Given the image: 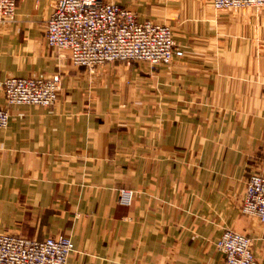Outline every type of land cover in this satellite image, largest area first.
<instances>
[{"label":"crops","instance_id":"0c3cea01","mask_svg":"<svg viewBox=\"0 0 264 264\" xmlns=\"http://www.w3.org/2000/svg\"><path fill=\"white\" fill-rule=\"evenodd\" d=\"M56 1L17 0L0 22V234L70 237L67 264H222L232 230L264 264V224L240 210L264 158V7L107 0L171 27L177 54L90 73L46 43ZM55 74L54 106L6 104L7 78Z\"/></svg>","mask_w":264,"mask_h":264},{"label":"built area","instance_id":"2783aa9c","mask_svg":"<svg viewBox=\"0 0 264 264\" xmlns=\"http://www.w3.org/2000/svg\"><path fill=\"white\" fill-rule=\"evenodd\" d=\"M17 0H0V22L15 16ZM215 10L263 8L264 0H211ZM48 47L66 51L70 62L90 73L111 62H145L151 66L169 65L177 54L171 27L139 22L130 9L107 0H57L45 25ZM58 74L50 78H7L2 91L8 106H54L61 90ZM9 113L0 109V129L6 128ZM134 191L118 190V204L131 206ZM241 213L264 224V158L261 170L246 181ZM222 264H259L246 235L226 230L216 242ZM70 237H48L31 241L20 236L0 234V264H67L74 252Z\"/></svg>","mask_w":264,"mask_h":264}]
</instances>
